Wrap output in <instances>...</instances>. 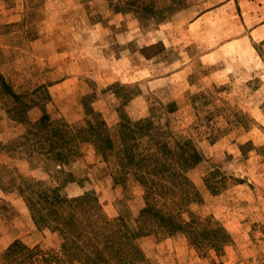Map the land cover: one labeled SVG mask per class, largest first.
I'll return each mask as SVG.
<instances>
[{
  "label": "rangeland",
  "instance_id": "374dc122",
  "mask_svg": "<svg viewBox=\"0 0 264 264\" xmlns=\"http://www.w3.org/2000/svg\"><path fill=\"white\" fill-rule=\"evenodd\" d=\"M45 114L112 142L86 139L63 169L30 159ZM126 138L196 155L189 193L159 203L189 234L142 221L145 185L117 157ZM35 182L124 224L131 264H264V0H0V264H16V243L70 259L55 216L25 198Z\"/></svg>",
  "mask_w": 264,
  "mask_h": 264
},
{
  "label": "trees",
  "instance_id": "16d2710c",
  "mask_svg": "<svg viewBox=\"0 0 264 264\" xmlns=\"http://www.w3.org/2000/svg\"><path fill=\"white\" fill-rule=\"evenodd\" d=\"M144 128L145 125L139 124L137 129ZM129 132L133 134L135 131L129 129ZM28 134V137L32 136L29 158L35 156L45 164L56 162L61 169L66 167L70 156L77 153V148L86 139L101 141L96 143L102 148L112 142L105 129L96 130L91 122L86 125H73L62 119L51 120L49 114L36 121ZM137 139L139 138L130 143V139L126 138L123 151L117 157L122 171L138 175V180L145 185L146 207L142 221L150 218L170 233L180 231L189 234V222L178 211H172V208L164 211L159 203L162 198L179 192V185L183 187V194L189 193L183 182L186 162L188 155L193 159L196 155L189 154L185 146L172 147L170 142L150 140L149 145L142 149L141 142ZM169 180L174 184L171 187L165 185ZM26 185L25 198L35 207L36 213L44 217L55 216L53 219L64 236V250L71 256L61 262L57 258L40 256L16 243L9 254L13 262L54 264L56 260L58 264H131L136 259L138 251L132 243L134 234L128 229L125 230L124 224L116 225L97 210H93L91 203H86L85 199L88 198L64 199L57 193L56 188L38 182Z\"/></svg>",
  "mask_w": 264,
  "mask_h": 264
}]
</instances>
